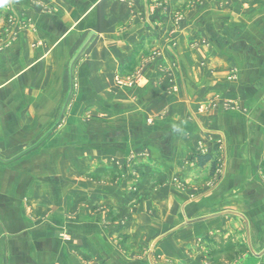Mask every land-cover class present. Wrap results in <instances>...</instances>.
<instances>
[{
  "label": "crops",
  "instance_id": "1",
  "mask_svg": "<svg viewBox=\"0 0 264 264\" xmlns=\"http://www.w3.org/2000/svg\"><path fill=\"white\" fill-rule=\"evenodd\" d=\"M155 2L0 0L5 264H264V103L245 116L204 109L199 103L220 92L219 75H171L178 88L169 96L162 85L140 97L108 85V65L147 35L141 16L152 15ZM10 7L20 27L6 44ZM145 100L154 111L161 106L141 133ZM140 149L148 156L140 182L85 178L92 159L125 160ZM217 149L221 169L212 159ZM106 164L101 174L114 175L116 164ZM45 176L68 189L61 208L81 225L66 239L39 219L58 201L43 195ZM59 211L58 203L46 222L57 224ZM32 221L42 227L24 230Z\"/></svg>",
  "mask_w": 264,
  "mask_h": 264
},
{
  "label": "rangeland",
  "instance_id": "2",
  "mask_svg": "<svg viewBox=\"0 0 264 264\" xmlns=\"http://www.w3.org/2000/svg\"><path fill=\"white\" fill-rule=\"evenodd\" d=\"M153 8V14L145 17L146 20L141 16L147 35L130 48V52L119 63L108 65L107 74L111 75L109 86L127 94V97L132 91L140 97L142 93L147 95L150 87L162 85L169 96L176 93L178 88L176 80L171 75H219L221 86L219 93L203 89L206 94L212 92L208 102L199 103L204 104V109L211 105L216 109L220 105L224 110H240L245 116L249 115V110L253 111L260 103H264V0H156ZM7 12L6 25L9 36L4 39L7 41L6 44L14 38L16 29L20 27L16 11L10 7ZM203 13L207 14L199 16ZM2 40L0 36V43ZM85 51L86 48L81 49L82 53ZM230 84L234 86L231 87ZM147 104L146 100L140 104L144 105L143 108L148 114L142 118L143 121L140 120L141 133L144 125L147 126L149 122L156 120L158 108L161 106L154 111L153 107ZM250 104L252 107L248 106ZM127 105V101L124 102V106ZM85 115V119L88 120L89 112ZM218 151L217 149L212 159L215 167L221 169L222 158ZM147 158L146 151L140 149L137 153L124 157L125 160L92 159L93 165L90 169L93 172L89 174L86 171L85 178H90L92 185L101 184L105 178L110 180V183H119L125 178L138 183L143 177L140 171L141 163ZM106 163L116 164L117 171L114 175L105 177L101 174ZM260 166L264 169V159ZM80 168L77 169L84 173ZM67 175L68 173L63 175L65 183ZM74 176L77 180L84 177L83 174L80 177L79 174ZM44 178L43 195L46 197L54 194L53 197H58V201L60 198V201H56L48 208L40 209L39 219H43L45 231L54 229L66 239V232L75 231L81 225L73 221L74 216L70 214L69 208H61L62 203H67L68 189H64L62 185L50 184L47 177ZM39 180L40 176L37 186L41 185ZM30 183L32 185L33 182ZM62 195L67 198L61 199ZM58 203L60 221L57 224H48L46 219L56 209ZM5 210L7 209L0 208L1 216ZM23 210L28 216L32 215V208L27 207ZM18 226L21 227L22 224L18 222L14 224V227L19 228ZM37 227L40 228L42 225L32 221L24 230L35 231ZM5 258L0 254V264H5Z\"/></svg>",
  "mask_w": 264,
  "mask_h": 264
},
{
  "label": "trees",
  "instance_id": "3",
  "mask_svg": "<svg viewBox=\"0 0 264 264\" xmlns=\"http://www.w3.org/2000/svg\"><path fill=\"white\" fill-rule=\"evenodd\" d=\"M204 160H209V156L203 157Z\"/></svg>",
  "mask_w": 264,
  "mask_h": 264
}]
</instances>
